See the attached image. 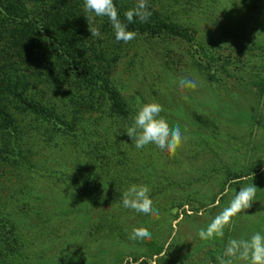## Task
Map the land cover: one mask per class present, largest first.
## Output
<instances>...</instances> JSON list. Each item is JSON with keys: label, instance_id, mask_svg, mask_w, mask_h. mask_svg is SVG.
Returning <instances> with one entry per match:
<instances>
[{"label": "rangeland", "instance_id": "374dc122", "mask_svg": "<svg viewBox=\"0 0 264 264\" xmlns=\"http://www.w3.org/2000/svg\"><path fill=\"white\" fill-rule=\"evenodd\" d=\"M135 1L128 2L134 7ZM147 2L153 14L169 16L191 35L196 48L203 45L224 62L216 82H204L190 66L191 45L179 38L153 46L165 49L172 60L171 68L156 69L159 80L138 58L129 62L132 50L117 63L104 51L107 59L100 68L108 67L110 81L121 89L134 116L139 106L158 103L163 108L160 115L170 126L179 124L186 140L175 155L153 146L138 150L126 135L132 116L113 130L103 119L95 132L91 128L95 102L82 100L79 88L62 83L30 86L26 97L57 110L70 123L68 134L57 130L53 135L9 97L2 98L0 106L21 127L34 155L26 167L10 161L0 165V224L8 216L17 240L14 258L0 264H126L134 259L140 264H216L230 238L264 234V91L256 87L257 78L264 80V0ZM21 5L39 13L40 5L48 8L52 2L23 0ZM88 24L98 28L97 21ZM99 39L101 48L110 42ZM114 49L126 50L119 44H113V53ZM156 61L162 63L159 57ZM19 68L16 57L8 59L0 66V78L4 83L7 78L19 79ZM25 73L32 74L33 68ZM133 76L137 82H130ZM185 77L197 80L195 90L181 89L179 81ZM81 135H91L90 144L81 141ZM97 157L112 166L116 182H123L122 190L115 186L119 195L115 188L105 189L107 198L102 193L99 198L76 193L80 187L73 185L74 177L81 168L99 166ZM251 183L258 190L252 206L233 218L223 238L202 241L198 231L228 206L235 192ZM133 184L149 187L159 218L122 206V193ZM134 228H146L152 238L131 241ZM152 246L161 254L149 252Z\"/></svg>", "mask_w": 264, "mask_h": 264}, {"label": "trees", "instance_id": "16d2710c", "mask_svg": "<svg viewBox=\"0 0 264 264\" xmlns=\"http://www.w3.org/2000/svg\"><path fill=\"white\" fill-rule=\"evenodd\" d=\"M32 1L38 4L50 1L52 5L48 8L40 5V12L35 13L34 7L27 10L25 5H21L23 0H0V66L4 67L8 59L16 57L21 67L19 68L21 71L19 79L11 81L10 78H7V82L4 83V79L0 78V86L4 83L0 87V100L2 98L6 100V97H9L8 101H14L23 112L37 118L36 123L46 125L47 130L51 133L59 130V132L63 131L68 134L70 123L66 119H61L62 115H59L57 110H49L45 106L29 100L26 97V89L30 86L46 85L49 87V84L52 83L59 87L65 85L67 88L70 86L79 88L82 100H88L90 104L95 102L92 104V110L95 112L93 124L91 121V128L95 132L103 123V119L110 123L113 130L115 125L129 123V117H134L132 110L126 105L127 102L120 92L121 89L110 81L108 67L100 68L102 62L107 59L104 51L108 52L112 63H117L123 57H128L129 50H132L129 62L132 63L133 59L138 58V62L143 63L148 72L154 76L153 79L159 80L160 76L156 69L171 68L172 60L165 49L158 50L157 46H153L159 45L160 42L162 43L168 38H179L185 41L188 46L191 45L189 47L190 66L196 69L204 82L215 83L218 71L223 67L224 62L210 55L203 45L198 44L196 48L194 44L197 42L193 41L191 35L174 25L169 16L153 14L149 5L150 18L147 22H140L138 18H134V21L128 24V30L135 31L136 38L129 43H123L115 40L114 31L107 17H94L91 20L87 18L88 14L84 11L83 0ZM128 1L113 0L122 21H124V13L133 8ZM136 3L137 0L134 2V6ZM88 21L98 22L100 31L98 38L91 36L88 29H91L92 26L88 24ZM99 38H105L110 42L101 48ZM113 44L115 46L119 44L126 50L114 49V55ZM107 47L112 48L110 53L106 49ZM157 57L162 60V63L156 61ZM178 59L175 57L176 61ZM131 63L130 67H132ZM30 67L33 68V73H25ZM174 67H177L175 61ZM180 70L181 68H177L178 73ZM138 79L133 76L130 82H137ZM6 84L7 89H5ZM256 87L260 92H263L264 80L259 78L258 81L257 78ZM106 133L109 134V132ZM91 135H85V138L81 135V141L86 139L90 144L88 138ZM25 141L22 137L21 127L1 105L0 165L10 161L15 166L19 165V168L21 165L26 167L34 153L31 154L29 143H25ZM19 158L22 160L21 163ZM101 158L103 157H97L95 161L99 166L81 168L74 177L73 185L80 187H76L78 195L81 193L91 198H99L102 193L107 198L105 189H116L115 186L120 190L124 188L123 182H116L112 177L114 174L112 166L108 165L106 160L100 161ZM117 160L120 161L118 155ZM2 172L3 170L0 168V174H3ZM239 178L237 177L235 180H239ZM116 195H119L117 189ZM3 220L2 225L0 224L3 231H0L2 241L0 261H8L14 258L17 240H15V226L12 220L8 216L6 221ZM235 229L241 230L239 227ZM120 234L119 239L122 240L125 234L123 232ZM151 248L148 251L152 252L154 256L161 254V249H156L153 246ZM154 250L155 252H153ZM126 264L140 263L134 259V262Z\"/></svg>", "mask_w": 264, "mask_h": 264}, {"label": "clouds", "instance_id": "9594fccd", "mask_svg": "<svg viewBox=\"0 0 264 264\" xmlns=\"http://www.w3.org/2000/svg\"><path fill=\"white\" fill-rule=\"evenodd\" d=\"M83 8L88 14V19L94 17H107L114 31L117 42L129 43L136 38L135 31L128 30V24L138 18L140 22H147L151 16L148 11L147 0H137L136 5L124 13V21L120 19L117 7L113 0H83ZM91 36L99 37L97 27L88 29ZM181 89L195 90L198 82L192 78H181ZM163 108L158 103H147L138 107L133 117V123L127 128L126 135L139 149H147L153 146L161 152L175 155L182 146L186 137L181 132V126H170L167 120L160 115ZM257 188L251 183L235 192L227 207L217 214L206 229L198 231V237L202 241L213 238H223L225 229L232 223L235 216L243 213L252 206L257 193ZM150 189L147 185L133 184L122 193V206L137 214L151 215L159 218V209L153 207L149 197ZM152 234L146 228H134L129 239L133 242L150 240ZM264 264V234L256 232L249 238H230L222 255L216 257V264Z\"/></svg>", "mask_w": 264, "mask_h": 264}]
</instances>
